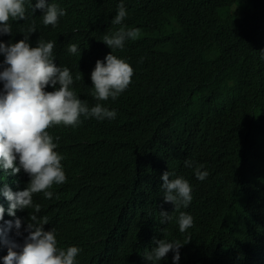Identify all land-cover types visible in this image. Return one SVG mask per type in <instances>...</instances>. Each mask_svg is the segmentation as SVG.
<instances>
[{"label": "trees", "instance_id": "16d2710c", "mask_svg": "<svg viewBox=\"0 0 264 264\" xmlns=\"http://www.w3.org/2000/svg\"><path fill=\"white\" fill-rule=\"evenodd\" d=\"M53 1L64 7L68 31H51L42 11L30 9L24 20L10 22V38H23L32 24L30 42L47 37L77 44L87 37L80 56H66L68 67L83 78L99 50L134 67L132 86L113 103L114 120H88L62 134L82 151L73 165L84 182L79 221L105 248L112 249L123 232L119 259L114 263L105 250L97 264L146 261L154 246L142 249L146 240L136 234L117 187L136 170L162 165L194 179L186 211L193 226L180 234L174 221L159 237L186 246L178 264H264L257 256L264 251V0ZM121 2L127 16L114 25ZM121 27L139 29V36L126 40L123 49H110L103 37ZM166 126L178 140L157 148L172 140L161 134ZM185 160L203 165L206 179L198 180ZM63 203L55 198L48 205L62 210ZM15 233L12 241L19 244ZM7 250H0L1 261ZM172 256L160 263L173 264Z\"/></svg>", "mask_w": 264, "mask_h": 264}, {"label": "clouds", "instance_id": "9594fccd", "mask_svg": "<svg viewBox=\"0 0 264 264\" xmlns=\"http://www.w3.org/2000/svg\"><path fill=\"white\" fill-rule=\"evenodd\" d=\"M49 2L0 0V170L6 173L4 182L0 173V204L6 203L5 208L0 206V250L8 249L0 264H78L80 258H84L80 264H97L106 254L115 263L125 249L120 241L123 232L112 241V249L105 248V242L100 244L101 239L94 238L79 221V193L84 182L82 175L73 171V165L82 151L62 134L88 120H114L117 110L113 103L132 86L134 67L112 52L106 55L99 50L89 64L91 74L86 80L91 83L85 86L82 81L77 84L82 73L76 77L66 56L78 52L80 56L79 47L89 42L87 37L81 36L77 44H58L47 37L30 42V34L36 32L32 24L23 38H10V22L24 20L30 9L42 11V22L51 31H68L62 24L64 7ZM126 16L121 2L111 22L121 25ZM138 36L139 29L121 27L106 34L102 42L110 49H123L126 40ZM162 133L172 140L157 148L178 140L172 127L166 126ZM184 163L194 167L192 161ZM202 167H194L201 181L208 175L200 170ZM10 175L18 179L12 181ZM193 181L171 166L162 165L136 170L118 185L117 195L133 219L136 234L146 240L142 249L154 246L141 264H161L169 252L173 253V264H178L179 251L186 246L159 237L167 235L174 221L180 234L193 226V217L186 213L192 203ZM55 198L63 200L62 210L48 205ZM7 211L14 216L12 222L4 214ZM13 224L19 244L11 238ZM257 256L264 262L263 250Z\"/></svg>", "mask_w": 264, "mask_h": 264}, {"label": "bare ground", "instance_id": "6f19581e", "mask_svg": "<svg viewBox=\"0 0 264 264\" xmlns=\"http://www.w3.org/2000/svg\"><path fill=\"white\" fill-rule=\"evenodd\" d=\"M44 39V38H43ZM102 57H104V56H102ZM101 57V58H102ZM0 173H1V176H2V179H3V182H4V180H5V177H6V173L4 172V171H2V170H0ZM12 181H11V186H12ZM142 196V195H141ZM0 206H2L3 208H5L6 207V203L4 202V204L2 205V204H0ZM4 217H6L5 215H3V218ZM12 218H13V216H11V218H10V221L12 222ZM1 224H3V221L1 220ZM14 229H15V226H14V224H13V227L12 228H10V230L11 231H13L14 232ZM1 241H2V243H4L5 242V236H3V238H1Z\"/></svg>", "mask_w": 264, "mask_h": 264}, {"label": "water", "instance_id": "95a60500", "mask_svg": "<svg viewBox=\"0 0 264 264\" xmlns=\"http://www.w3.org/2000/svg\"><path fill=\"white\" fill-rule=\"evenodd\" d=\"M79 74H80V73H78V74L76 75V77H77ZM90 74H91V71H90V68L88 67L87 75H90ZM76 81H77V84L79 83V81H82V82H83V85H85V86H89V83H91V80L88 81V80H86V78H83V77H82V79H76ZM87 90H89V88H87ZM83 95H86V96H87V93H83ZM7 222H8V220H7Z\"/></svg>", "mask_w": 264, "mask_h": 264}]
</instances>
